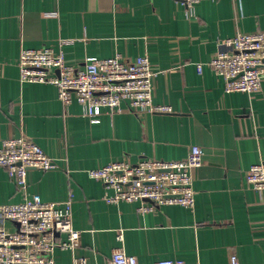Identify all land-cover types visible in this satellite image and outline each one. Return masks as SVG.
<instances>
[{
    "label": "crops",
    "instance_id": "crops-1",
    "mask_svg": "<svg viewBox=\"0 0 264 264\" xmlns=\"http://www.w3.org/2000/svg\"><path fill=\"white\" fill-rule=\"evenodd\" d=\"M257 32L264 0H201L190 14L174 0H0V145L27 137L59 165L29 170L25 194L0 167V205L71 197L80 238L74 251H55L56 264H108L120 247L145 264H228L231 253L264 264V195L245 178L264 163V82L252 94L226 93L204 65L220 40ZM43 48L75 68L92 57L147 56L157 73L153 103L170 112L101 113L93 123L76 101L64 106L53 85L20 83L21 51ZM192 146L204 153L192 172L193 208L109 204L111 192L88 175L114 161L182 160Z\"/></svg>",
    "mask_w": 264,
    "mask_h": 264
},
{
    "label": "built area",
    "instance_id": "built-area-1",
    "mask_svg": "<svg viewBox=\"0 0 264 264\" xmlns=\"http://www.w3.org/2000/svg\"><path fill=\"white\" fill-rule=\"evenodd\" d=\"M190 14L201 0H174ZM218 50L207 65L224 82L226 93L252 94L264 82V32L237 34L220 40ZM19 81L50 84L56 88L65 106L76 101L83 115L93 123L101 113H169L170 108L154 105L152 70L147 56L124 62L112 58L87 59L80 67L69 65L62 53L48 48L21 51L18 59ZM203 64H197L202 72ZM203 150L190 147L186 157L177 161L142 158L136 163L114 161L88 171L106 191L109 204H138L139 213L153 212L156 207L179 205L194 207L192 172L203 165ZM0 167L5 169L16 189L25 194L27 172L55 170L59 165L34 142L24 136L5 139L0 145ZM246 182L264 195V163L252 165ZM11 223L17 229H8ZM80 232L72 226L71 197L65 202H43L38 195L17 204L0 205V264H56L54 253L74 251ZM118 240H122L118 236ZM73 264H87L74 258ZM108 264H145L128 256L123 249L112 251ZM151 264H198L182 260H159ZM228 264H240L231 253Z\"/></svg>",
    "mask_w": 264,
    "mask_h": 264
},
{
    "label": "rangeland",
    "instance_id": "rangeland-1",
    "mask_svg": "<svg viewBox=\"0 0 264 264\" xmlns=\"http://www.w3.org/2000/svg\"><path fill=\"white\" fill-rule=\"evenodd\" d=\"M16 227V229H17V226H15Z\"/></svg>",
    "mask_w": 264,
    "mask_h": 264
}]
</instances>
